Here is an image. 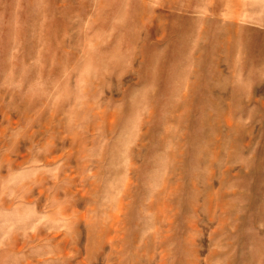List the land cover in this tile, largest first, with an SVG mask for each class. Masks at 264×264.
<instances>
[{
	"label": "rangeland",
	"instance_id": "1",
	"mask_svg": "<svg viewBox=\"0 0 264 264\" xmlns=\"http://www.w3.org/2000/svg\"><path fill=\"white\" fill-rule=\"evenodd\" d=\"M0 264H264V0H0Z\"/></svg>",
	"mask_w": 264,
	"mask_h": 264
},
{
	"label": "bare ground",
	"instance_id": "2",
	"mask_svg": "<svg viewBox=\"0 0 264 264\" xmlns=\"http://www.w3.org/2000/svg\"><path fill=\"white\" fill-rule=\"evenodd\" d=\"M223 18V17H222Z\"/></svg>",
	"mask_w": 264,
	"mask_h": 264
}]
</instances>
